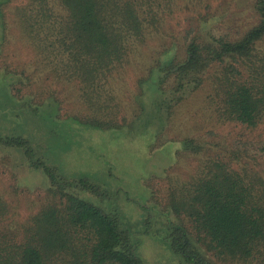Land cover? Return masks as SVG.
Listing matches in <instances>:
<instances>
[{
    "label": "rangeland",
    "instance_id": "rangeland-1",
    "mask_svg": "<svg viewBox=\"0 0 264 264\" xmlns=\"http://www.w3.org/2000/svg\"><path fill=\"white\" fill-rule=\"evenodd\" d=\"M28 1L8 0L0 7L5 225L20 232L43 207L58 205L56 191L63 183L67 192L117 215L143 264H188L170 246L169 225L189 224L170 209L171 188L215 161L264 172V124L250 128L220 116L211 87L213 71L197 89L174 90L168 78L157 91L158 75L148 69L165 48L181 58L185 42L198 31L206 37L240 36L257 21L252 0L181 3L123 67L111 71L105 86L94 89L72 71L69 61L63 64L59 52L45 46L53 37L47 43L23 33L17 8ZM202 19L205 25L199 23ZM16 139L25 144L10 143ZM183 139L193 140L199 150L185 149ZM37 162L51 169L52 176ZM80 179L92 188L70 183ZM199 250L214 261L203 247Z\"/></svg>",
    "mask_w": 264,
    "mask_h": 264
},
{
    "label": "trees",
    "instance_id": "trees-1",
    "mask_svg": "<svg viewBox=\"0 0 264 264\" xmlns=\"http://www.w3.org/2000/svg\"><path fill=\"white\" fill-rule=\"evenodd\" d=\"M201 1L29 0L17 10L23 33L47 43L53 37L44 45L59 52L63 64L69 61L94 89L105 86L111 71L123 67L149 34L162 29L166 15L181 3L187 7ZM252 8L257 21L238 37H206L198 31L185 42L181 58L170 48L159 51L148 69L158 75L157 91L168 78L174 90L197 89L213 71L211 98L220 116L250 128L264 124V0H252ZM182 145L199 150L191 139ZM35 165L52 176L41 162ZM67 183L92 188L84 179ZM58 186V205L43 207L20 232L5 225L8 206L0 198V264H143L135 240L115 213L67 192L63 183ZM168 203L189 222L168 227L170 246L186 263L264 264V172L215 161L173 186Z\"/></svg>",
    "mask_w": 264,
    "mask_h": 264
}]
</instances>
